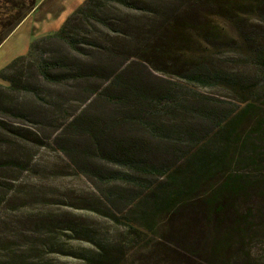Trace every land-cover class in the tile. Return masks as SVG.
<instances>
[{
    "label": "trees",
    "instance_id": "trees-1",
    "mask_svg": "<svg viewBox=\"0 0 264 264\" xmlns=\"http://www.w3.org/2000/svg\"><path fill=\"white\" fill-rule=\"evenodd\" d=\"M246 2L257 8L262 0H84L56 32L34 40L25 56L13 59L0 72L6 83L0 85V173L22 167L16 160L21 147L43 143V138L34 134L31 139L19 127L25 119L24 97L55 117L65 115L62 97L66 92L77 97L79 104L102 98L122 108L116 120L99 125V119H94L81 125L72 118L60 126L54 120L46 126L55 135L57 130L61 134L78 131L91 144L103 137L110 150L95 159L106 165L101 164L104 172L81 164L77 165L79 174L93 180L100 190L104 187L101 197L112 210L121 213L117 211L120 205L125 209L122 217L133 240L151 248L154 257L174 258L175 264L186 261V254L161 242L166 234L161 232L160 218L199 207L193 219L200 216L206 227V263L230 264L236 246L253 233L248 215L235 205L264 190V37L237 26L236 36L229 38L257 63L250 82L238 81L210 53L222 45L215 43L220 39L210 37L213 32L221 37L210 19L224 10L229 13L228 23L237 25L236 13ZM190 38L198 48L187 54L184 49ZM178 55H187V60L179 62ZM131 59L175 78L151 91L134 82L121 83ZM166 61L173 64L162 65ZM46 86L55 88V94H47ZM214 86L235 93L236 110L223 114L202 106L209 98L197 89ZM200 123L211 127L201 132L197 130ZM114 126L141 129L160 145L162 153H169L170 163L142 160L141 150L147 147H141L140 140L109 139ZM60 152L68 158L71 151L60 147ZM91 154L86 151L82 156L91 158ZM149 177L157 180L148 182ZM228 212L232 213L229 220ZM178 230L183 240L186 227ZM72 232L78 237V231ZM124 245L97 243L84 259L89 264H117L130 249Z\"/></svg>",
    "mask_w": 264,
    "mask_h": 264
},
{
    "label": "rangeland",
    "instance_id": "rangeland-1",
    "mask_svg": "<svg viewBox=\"0 0 264 264\" xmlns=\"http://www.w3.org/2000/svg\"><path fill=\"white\" fill-rule=\"evenodd\" d=\"M83 1L0 0V72L13 59L25 56L34 40L56 32ZM216 12L218 16L212 17L210 21L213 28L221 32V37L216 32L210 37L214 40L220 39L215 43L222 45L218 50L212 49L210 53L228 74L238 77V81L250 82L257 63L245 57L244 51L228 40L236 36L237 26L248 34L264 37V0L257 8L246 2L236 13L237 25L228 23L226 16L229 13L224 10ZM110 35L111 38L114 37ZM194 36L198 39L197 35ZM103 40H107L106 37ZM194 41V38H190L191 43L188 42L190 45L185 47V53L195 52L198 47L192 44ZM186 56L178 55L177 59L184 62L187 60ZM129 62L131 64L124 71L121 83L134 82L151 91L161 88L175 78L152 70L151 65L143 64L138 59H131ZM105 63L106 60L102 62L103 67ZM172 64L173 61H166L162 65L170 67ZM0 85L6 86V83L0 79ZM44 88L47 94H55V88ZM68 88L73 89L70 85ZM240 89L243 90L242 87ZM197 92L209 98V103L202 105L208 110L215 109L225 114L236 110L238 106L233 97L235 93L223 86L199 87ZM63 95L65 115L59 113L57 117L50 112H41L30 97L22 99L25 106L22 113L25 119L22 122L24 124L19 127L23 134L31 139L37 134L43 138V143L40 147H21V156L16 160L22 167L8 171L5 168L3 173H0V264H89L84 258L94 251L95 244L104 242L124 243L127 249L134 248L129 249L126 257L117 264L177 263L172 262L173 257L167 261L160 255L154 257L150 254L151 248H144V244L139 240H133L131 233L126 229L127 220L122 217L125 209L120 205L117 211L120 210L121 213L112 210V206L101 197L100 191L104 187L100 190L93 180L79 174L77 165L81 164L104 172L101 164L106 165L95 159L97 154L102 156L110 150L103 137L91 144L89 139L79 135L78 131L61 134L60 130H57L55 135L53 130L46 128L52 120L60 126L72 118L81 125L83 121L85 123L99 119L100 125L103 121L116 120L122 108L108 104L102 98H93L89 104H79L77 97L68 92ZM67 99L69 102L65 101ZM32 122L42 124L41 128L32 125ZM210 127L209 124L200 123L197 130L204 132ZM111 130L113 131L108 138L113 141L140 140L141 147H147L141 150L140 155L145 162L170 163L169 153H162L160 145L145 137L139 131L141 129L127 131L114 126ZM60 147L71 151L68 158L60 152ZM86 151L92 152L91 158L82 156ZM8 152L11 153L12 149ZM155 180V177L147 179L148 182ZM139 192L142 193L141 190ZM235 206L241 212H246L253 233L251 239L236 246L230 264H264V190L259 189L255 194L241 198ZM197 212H200V208L194 206L180 210L172 217L160 218L161 232L166 234L161 242L165 247L178 248L186 254L187 260L178 264L208 262L205 246L208 243L206 227L200 216L196 217V220L193 219ZM226 217L227 220L231 219L232 213L228 212ZM182 227H186L187 234L183 240L178 237V229ZM72 230L78 231L79 238ZM156 257L158 261H154Z\"/></svg>",
    "mask_w": 264,
    "mask_h": 264
},
{
    "label": "crops",
    "instance_id": "crops-1",
    "mask_svg": "<svg viewBox=\"0 0 264 264\" xmlns=\"http://www.w3.org/2000/svg\"><path fill=\"white\" fill-rule=\"evenodd\" d=\"M26 17H27V16H26ZM26 17H25V18H26Z\"/></svg>",
    "mask_w": 264,
    "mask_h": 264
}]
</instances>
